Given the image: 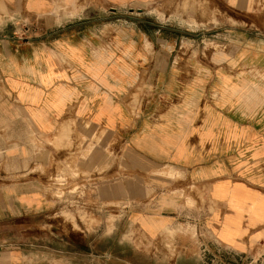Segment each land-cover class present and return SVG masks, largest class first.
<instances>
[{"label":"crops","instance_id":"crops-1","mask_svg":"<svg viewBox=\"0 0 264 264\" xmlns=\"http://www.w3.org/2000/svg\"><path fill=\"white\" fill-rule=\"evenodd\" d=\"M164 1L0 0V218L49 208L47 194L31 189L32 175L25 167L36 163L37 136L71 130L75 121L105 131L126 160L135 154L154 165L196 161L189 145L197 90L186 91L184 105L159 120L148 117L151 107L161 108L157 94L174 89L180 78L176 66L196 67L193 59L171 64L164 52L179 40L177 34L196 36L189 33L196 32V14L172 16L188 17L184 29L189 32L164 22L152 39L147 28L133 23L137 12ZM188 1L205 5L208 33L226 40L231 36L237 46H264V0ZM246 35L252 39L246 41ZM189 38H183L188 42L183 46H196V39ZM138 85L135 112L130 100ZM243 137L242 132L236 141ZM255 155L264 157V143ZM86 162L101 164L102 158L95 153ZM160 181L127 175L102 186L99 197L125 204L126 222L156 239L181 219L177 193L188 188L163 179L167 187L158 189ZM191 184L206 195L199 223L206 235L237 253L264 244L263 188L229 175H205ZM10 258L0 251V264Z\"/></svg>","mask_w":264,"mask_h":264},{"label":"rangeland","instance_id":"rangeland-1","mask_svg":"<svg viewBox=\"0 0 264 264\" xmlns=\"http://www.w3.org/2000/svg\"><path fill=\"white\" fill-rule=\"evenodd\" d=\"M190 12L197 16L196 32L184 29L188 17L172 18ZM138 13L133 23L147 28L150 39L164 22L196 35L177 34L179 40L165 46L171 64L193 59L196 67L176 66L180 78L174 89L157 94L161 108L148 112L151 121L159 120L184 105L186 91L197 90L200 95L191 113L195 135L189 145L196 161L154 165L135 154L126 160L105 131L77 121L71 130H59L50 138L37 136V160L25 167L26 174L32 175L31 189L46 193L50 206L36 214L0 218V251L11 255L6 264H264V244L237 253L205 234L199 223L206 195L191 184L205 175H229L264 189V157L255 155L264 143V46H237L231 36L226 40L208 33L201 3L165 0ZM189 37L196 39V46H183L188 43L183 38ZM140 90L138 85L131 93L135 112ZM150 99H144V105H150ZM95 153L102 156L101 164L86 162ZM127 175L140 180L159 177L158 189L167 187L163 179L187 184L177 193L181 219L156 239L126 222L125 204L99 197L102 186Z\"/></svg>","mask_w":264,"mask_h":264},{"label":"bare ground","instance_id":"bare-ground-1","mask_svg":"<svg viewBox=\"0 0 264 264\" xmlns=\"http://www.w3.org/2000/svg\"><path fill=\"white\" fill-rule=\"evenodd\" d=\"M101 158V157H100Z\"/></svg>","mask_w":264,"mask_h":264}]
</instances>
